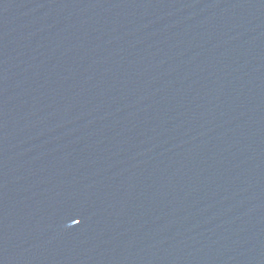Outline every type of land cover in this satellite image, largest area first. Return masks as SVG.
I'll return each mask as SVG.
<instances>
[{"label": "water", "instance_id": "obj_1", "mask_svg": "<svg viewBox=\"0 0 264 264\" xmlns=\"http://www.w3.org/2000/svg\"><path fill=\"white\" fill-rule=\"evenodd\" d=\"M0 264H264V0H0Z\"/></svg>", "mask_w": 264, "mask_h": 264}, {"label": "snow or ice", "instance_id": "obj_2", "mask_svg": "<svg viewBox=\"0 0 264 264\" xmlns=\"http://www.w3.org/2000/svg\"><path fill=\"white\" fill-rule=\"evenodd\" d=\"M76 223H79V221H76Z\"/></svg>", "mask_w": 264, "mask_h": 264}]
</instances>
